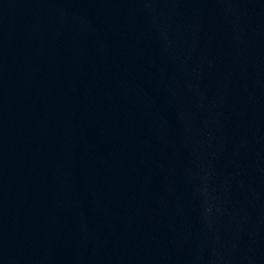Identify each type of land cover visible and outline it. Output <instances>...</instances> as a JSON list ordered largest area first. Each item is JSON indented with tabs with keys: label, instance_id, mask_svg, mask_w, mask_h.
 I'll return each instance as SVG.
<instances>
[{
	"label": "water",
	"instance_id": "obj_1",
	"mask_svg": "<svg viewBox=\"0 0 264 264\" xmlns=\"http://www.w3.org/2000/svg\"><path fill=\"white\" fill-rule=\"evenodd\" d=\"M0 264H264V0H0Z\"/></svg>",
	"mask_w": 264,
	"mask_h": 264
}]
</instances>
